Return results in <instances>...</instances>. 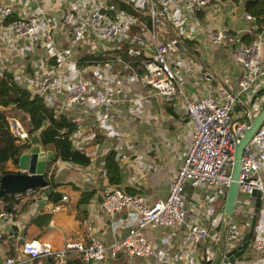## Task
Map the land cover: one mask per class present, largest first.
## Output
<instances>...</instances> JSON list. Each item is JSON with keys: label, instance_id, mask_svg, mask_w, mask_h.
<instances>
[{"label": "crops", "instance_id": "0c3cea01", "mask_svg": "<svg viewBox=\"0 0 264 264\" xmlns=\"http://www.w3.org/2000/svg\"><path fill=\"white\" fill-rule=\"evenodd\" d=\"M2 1L12 6L13 14L9 20L38 14L35 0ZM80 2L85 3L86 0ZM81 3L73 5L70 0H39L38 4L47 8L55 21L50 39L44 38L43 33L39 32L36 37L14 38L9 32L8 21L0 23L1 63L6 71L14 75L21 87L33 93V82L38 73L52 69L53 49L68 45L67 29L61 22L63 9L70 6L78 11L82 7L80 5H83ZM142 13L137 18L146 24L149 22L146 19L148 17L144 10ZM244 14L243 0H211L210 4L201 9L191 8L189 0H169V18L160 27V39L180 38L181 43L172 66L181 86L192 97L201 95L203 86L214 90L220 81L232 92L237 91L241 66L234 56L237 44L232 36L252 35L256 29L254 22L245 19ZM144 29V25L136 22L124 28L117 40H108L98 35L88 38L73 49V56L77 61L87 53L100 55L103 62L110 61L109 66L76 67L72 77L73 80L88 78L94 86L103 89L115 101L98 109L84 110L83 126L80 129L73 126L70 141L74 149L89 157V163L79 165L57 159L47 164V175L53 176L57 185L54 188L49 186L50 193L39 188V196L17 212L11 224H7L10 252L16 253L25 241L31 240H38L56 250L61 249L68 241L86 240L87 226H92L93 235L105 244L121 238L133 224L134 217L128 211L116 213L112 217L102 212L101 194L108 189L118 187L128 193L142 195L148 204L167 197L173 176L190 143L186 112L179 100L163 101L150 88L140 86L138 76L142 67L139 61L134 62L129 71H123L118 64L112 63L116 56L123 55L134 44L145 43L147 47L143 39L147 40ZM221 29L229 31V38L213 43L208 32ZM254 34L251 40L258 36L264 40V29ZM245 39L247 37L241 38V42L246 43ZM149 54V49L143 48V57ZM261 89L255 88L254 93ZM243 101L245 100L241 98V103ZM48 102L50 107L61 110L60 99L51 98ZM241 103L235 107L234 120L249 121L246 107L251 116H254L262 104L257 102L250 109L249 104ZM62 109V113L68 118L77 112V108ZM39 144L46 150L55 152L50 145ZM108 155H112L113 161L118 165L119 183L109 182L106 170ZM8 166L11 167L10 162ZM52 192H58L55 200L49 197ZM62 196H66V199L62 200ZM184 197L187 212L183 222L171 227L151 225L145 229V234L153 241L150 256L128 258L119 255L115 259L107 258L90 264H205L210 259V264H217L213 259L216 247L212 236L217 232L223 233L231 219L240 221L241 228L226 250L234 256L237 264H264V258L252 246L255 239L264 237V213L261 205L252 238L243 243L249 226L246 229V223L241 221L244 216L239 212L242 210L241 204L237 203L234 215L226 218L223 214L221 191L194 180L187 182ZM245 201L246 208L254 209L255 198L250 197ZM20 207L22 208V204H19ZM193 223L207 226L210 237L200 243H189L187 226ZM76 256V253H68L67 259L74 260ZM19 259L22 264H48L56 257L39 258L31 262L23 256H19ZM1 262L0 253V264Z\"/></svg>", "mask_w": 264, "mask_h": 264}, {"label": "built area", "instance_id": "2783aa9c", "mask_svg": "<svg viewBox=\"0 0 264 264\" xmlns=\"http://www.w3.org/2000/svg\"><path fill=\"white\" fill-rule=\"evenodd\" d=\"M35 1L38 14L42 17L31 14L9 20L13 14L12 6L0 0V23L8 21L9 32L14 38L36 37L43 33L44 38L50 39V34L55 28L53 15L48 13L47 8H42L38 4L39 0ZM70 1L73 5L81 3V0ZM124 1L136 6L139 13L144 10L149 22L141 23L137 16L110 4L109 0H86L85 3H88H81L83 5H80L82 7L78 11L70 6L63 9L61 22L67 29L68 45L53 49L54 65L49 71L38 73L33 82L35 89L32 95L44 98L47 105L51 98L60 99L61 110L64 107L77 108V112L72 113L69 121L77 129L82 128L84 110L98 109L113 103L115 99L103 89L94 86L88 78L73 80L72 76L77 67L73 49L88 38L101 35L114 41L121 36L127 26L136 22L144 25L143 33L148 41L144 37L143 39L147 47L145 43L134 44L126 49V57L119 54L112 63L118 64L123 71H129L132 64L139 61L142 67V72L138 76L140 86L150 88L163 101L179 100L186 112L190 143L173 176L169 193L165 199L148 204L142 195L128 193L122 188L115 187L102 192L100 207L106 216L112 217L124 211L133 214V224L126 234L110 244H105L93 235V227L87 226L86 240L68 241L57 250L38 240H31L25 241L16 253L10 252L8 250L10 235L6 232V226L14 221L15 215L11 211L0 210L1 264H22L19 256L30 262L39 258L56 257L48 264H90L102 262L107 258L115 259L119 255L128 258H147L153 252V241L147 237L145 229L151 225L171 227L185 220L187 211L184 189L188 181L194 180L213 190L219 189L222 197L225 194L230 182L235 143L249 127V121L234 120L233 112L238 103H241V98L245 100L242 105L250 103L255 88L264 89V40L258 36L248 43H242L240 36H232V40L237 44L234 56L241 66L235 93L220 81L214 90L203 86L201 95L192 97L181 86L172 66L179 49L178 44L181 43L180 38L160 39V27L167 23L169 18V0ZM210 2L211 0H189L193 9L204 8ZM244 17L254 22V17L249 13L245 12ZM208 37L213 43H218L229 38V31L211 30ZM143 48L150 51L147 57L142 55ZM1 57L0 48V75L6 70L1 63ZM109 62L97 63L94 66H109ZM202 83L203 80L200 84ZM261 96L263 99L260 102L263 103L264 94ZM257 98L255 103L258 102ZM61 110L58 112L62 113ZM246 115L249 119L253 116L250 110H246ZM6 123L10 134L16 138V143H30L31 135L19 114L9 113L6 116ZM66 131V128H61L59 133L63 135ZM68 135L70 138V133ZM252 191L260 194V205L264 213V120L245 145L241 159L237 203L242 206L239 212L244 215L241 221L246 223V229L254 209L246 208L245 200L251 197ZM39 194V190L27 188L15 193L13 199L18 201V204H23ZM65 199L66 196H62V200ZM240 224V221L235 222L231 219L223 233L217 232L212 236L216 247L213 259L217 264H237L236 259L226 248L237 236ZM209 237L207 226L196 223L187 226L189 243H200ZM252 246L264 258V237L255 239ZM68 253H76L79 262L68 260Z\"/></svg>", "mask_w": 264, "mask_h": 264}, {"label": "trees", "instance_id": "16d2710c", "mask_svg": "<svg viewBox=\"0 0 264 264\" xmlns=\"http://www.w3.org/2000/svg\"><path fill=\"white\" fill-rule=\"evenodd\" d=\"M109 3L135 16L141 13H139L136 6L124 0H109ZM243 8L245 12L254 17L256 26L252 35L245 34L241 37L242 39L247 37L245 42L248 43L254 37V33L264 29V0H243ZM122 54L123 57H126L125 52ZM103 61L100 55L87 53L78 59L77 68L95 65ZM262 94H264V89H261L258 96ZM11 98L14 99L13 105L11 104ZM0 106L3 107L0 110V177L5 173L18 171L20 155L31 146V142L16 143V138L10 134L7 128L6 116L11 112L19 114L30 135H35L43 145H50L54 149V159L52 161L61 159L79 165L89 163V157L84 152L72 147L68 134L73 129V124L69 121L68 116L63 113L60 114L58 110L48 106L44 98L36 94L32 95L29 90L21 87L15 80L14 75L6 70L0 75ZM61 128L67 129L63 135L59 133ZM9 162L11 167L8 166ZM106 170L110 183L120 182V171L118 165L113 161L112 155H108L106 158ZM45 176L50 181V187L54 188L57 183L53 181V176L48 177L47 172ZM35 189L40 190L39 188ZM57 196L58 192H52L49 197L55 200ZM13 197L14 194L1 197L0 210L11 211L16 215L32 200L28 199L25 204H22V208H19L18 201H15ZM73 261L79 262V259L76 258Z\"/></svg>", "mask_w": 264, "mask_h": 264}, {"label": "water", "instance_id": "95a60500", "mask_svg": "<svg viewBox=\"0 0 264 264\" xmlns=\"http://www.w3.org/2000/svg\"><path fill=\"white\" fill-rule=\"evenodd\" d=\"M180 45L178 44V47ZM260 92H256L250 99V104L254 105L257 95ZM11 104H14V99L11 98ZM3 107L0 106V110ZM246 110L249 109L246 107ZM264 120V105L249 119V127L245 130L243 135L235 143L233 152V162L230 169V182L226 187V191L223 199V214L226 218H230L234 215L238 200V178L241 166V159L243 149L247 142L250 140L256 129ZM31 148L27 152L20 155L18 161V171L8 172L0 177V198L5 195H12L17 192H22L27 188H44L46 193H50L51 189L50 181L45 176L47 170V164L54 159V152L52 150H46L43 148L35 135L30 137ZM251 197L255 198L254 213L251 217L249 232L245 236L242 242L247 243L252 238V234L256 225L257 214L260 209V194L257 191H252ZM234 258V256H233ZM211 259L207 260L205 264H210Z\"/></svg>", "mask_w": 264, "mask_h": 264}, {"label": "rangeland", "instance_id": "374dc122", "mask_svg": "<svg viewBox=\"0 0 264 264\" xmlns=\"http://www.w3.org/2000/svg\"><path fill=\"white\" fill-rule=\"evenodd\" d=\"M262 99H263L262 96H259V97L257 98V101L260 102ZM263 101H264V100H263ZM248 104H249V108H250V107H251V108L253 107L252 104H250L249 102H246V105H248ZM251 105H252V106H251ZM263 105H264V102L261 104L259 110L263 107ZM251 108H250V109H251ZM259 110L256 111L255 114L258 113ZM255 114H254V115H255ZM25 127H26V124H25ZM26 128H27V127H26ZM0 205H2V202H1V201H0Z\"/></svg>", "mask_w": 264, "mask_h": 264}]
</instances>
